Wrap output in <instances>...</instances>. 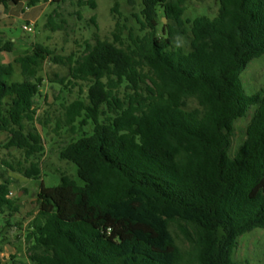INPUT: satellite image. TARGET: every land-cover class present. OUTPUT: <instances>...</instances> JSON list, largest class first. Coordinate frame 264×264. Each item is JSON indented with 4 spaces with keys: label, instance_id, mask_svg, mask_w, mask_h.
Returning <instances> with one entry per match:
<instances>
[{
    "label": "trees",
    "instance_id": "1",
    "mask_svg": "<svg viewBox=\"0 0 264 264\" xmlns=\"http://www.w3.org/2000/svg\"><path fill=\"white\" fill-rule=\"evenodd\" d=\"M186 1L142 0L149 33L128 46L120 35L110 42L95 34L68 56L34 44L0 63V135L25 159L18 169L3 165L26 179L43 174L40 65L65 68L52 79L65 89L88 85L85 99L61 105L56 130L76 134L93 124L91 135L60 150L84 185L66 174L58 186L41 185L27 235L31 264H236L239 239L264 229V90L247 95L241 84L250 62L264 56V0H219L215 18L193 21L184 20ZM78 5L96 8L94 0ZM160 13L171 23L162 37ZM60 18L53 11L45 28L65 30ZM188 34L186 48L177 38ZM15 50V41L0 39V54ZM16 66L22 81H14ZM250 113L232 155L236 124ZM13 184L1 173L0 214L8 217L21 211Z\"/></svg>",
    "mask_w": 264,
    "mask_h": 264
},
{
    "label": "rangeland",
    "instance_id": "2",
    "mask_svg": "<svg viewBox=\"0 0 264 264\" xmlns=\"http://www.w3.org/2000/svg\"><path fill=\"white\" fill-rule=\"evenodd\" d=\"M96 8L89 6L79 7V0H49L36 7L29 8L25 2L11 5L7 12L8 23L0 18V39L12 40L16 43L14 53H1L0 63H13L19 56L31 53L34 44H41L53 50L58 55L68 56L73 52L82 51L87 41L94 39L98 34L101 39L115 42V34L120 35L121 41L126 45L132 43L133 38H143L149 33L143 24L142 0H94ZM219 0H187L184 20L193 21L197 17L207 16L215 18L219 11ZM58 10L65 20V30L53 33L45 28L48 16ZM5 8L0 5V16L5 17ZM78 12L81 14L79 17ZM160 25L158 35L163 36L167 26L171 23L160 13L158 18ZM31 26L34 33L24 31V26ZM188 27V25H187ZM189 28V27H188ZM189 35L178 37L177 40L186 48L189 43ZM14 81H22L20 69ZM54 74L65 76L67 70L53 64L50 60L40 65L39 78L41 93L36 99L38 108V120L48 121L46 128L37 124V128L44 139L45 152L39 156L43 174L40 180L26 179L18 171L6 169L3 163L6 161L18 169L19 164H25L23 154L15 149L7 150L5 144L8 135H0V175L6 171V176L13 179L11 187L13 199H20L21 211L14 217H8V213L0 214V264H31L30 256L33 253L32 243L27 242V235L34 216L37 213L36 199L43 184L47 188L61 184L62 174L74 179L80 186L84 183L78 177L76 165L63 161L60 158V150L68 143L81 137L91 135L93 124L77 131L69 133L63 128L57 130V123L63 120V103L69 104L76 99H85L88 91L86 83H78L65 89L63 86L52 82ZM241 84L247 95H253L264 90V56L250 62L241 74ZM252 114L237 122L232 140L231 154L234 155L245 140L246 127ZM10 222L11 225H8ZM236 264H264V229H257L239 239V246L235 252Z\"/></svg>",
    "mask_w": 264,
    "mask_h": 264
},
{
    "label": "built area",
    "instance_id": "3",
    "mask_svg": "<svg viewBox=\"0 0 264 264\" xmlns=\"http://www.w3.org/2000/svg\"><path fill=\"white\" fill-rule=\"evenodd\" d=\"M23 29H24V31H26V32H28V33H34V30H33V28L31 27V26H24L23 27ZM13 196V192H11L10 193V197H12Z\"/></svg>",
    "mask_w": 264,
    "mask_h": 264
},
{
    "label": "crops",
    "instance_id": "4",
    "mask_svg": "<svg viewBox=\"0 0 264 264\" xmlns=\"http://www.w3.org/2000/svg\"><path fill=\"white\" fill-rule=\"evenodd\" d=\"M7 12V9H5V17H2V15L0 16V18L2 19L1 21H3V22H6V23H8L7 21H8V19H7V17H6V15L8 16V13H6ZM9 17V16H8Z\"/></svg>",
    "mask_w": 264,
    "mask_h": 264
},
{
    "label": "water",
    "instance_id": "5",
    "mask_svg": "<svg viewBox=\"0 0 264 264\" xmlns=\"http://www.w3.org/2000/svg\"><path fill=\"white\" fill-rule=\"evenodd\" d=\"M11 5H14L13 3H11Z\"/></svg>",
    "mask_w": 264,
    "mask_h": 264
}]
</instances>
